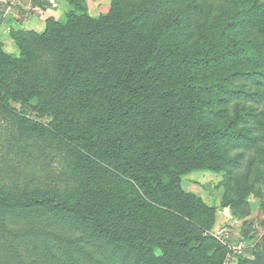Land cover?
I'll return each instance as SVG.
<instances>
[{"label": "trees", "instance_id": "16d2710c", "mask_svg": "<svg viewBox=\"0 0 264 264\" xmlns=\"http://www.w3.org/2000/svg\"><path fill=\"white\" fill-rule=\"evenodd\" d=\"M167 1L157 0L148 7L118 0L114 10L92 18L75 13L78 6H85L79 0L74 12H65L60 21L46 19L49 30L30 34L33 48L24 50L23 36L28 33H14L13 39L23 61L41 60L44 71L52 69V94L47 99L59 97L62 89L68 90L65 97L76 95L75 84L85 81L87 94L95 93L102 103L101 97L113 102L109 112L95 114L92 135L99 136L118 121L131 124L143 113L155 112L174 121L182 115L192 117L187 123L171 121L162 127L158 122L151 127L143 123L147 136L142 154L131 151L138 145L135 141L122 138L96 145L102 158L117 162L100 167L97 175L128 182L143 201L160 207L172 219L170 224L118 227L90 205L36 193L20 203L25 214L43 220L32 227L9 220L23 214L14 206L16 201L0 206V264H192L189 260L196 252L204 254L209 264L223 262L224 246L215 245L211 254L203 248L208 238L203 230L213 222L214 209L195 203V196L185 193L180 182L191 171L229 168L239 190L229 202L237 217L248 213L250 194L261 195L264 0H232L234 10L222 13L210 32L205 24L211 9L194 17L191 0L170 8ZM249 26L252 29L246 30ZM34 48L48 52L35 54ZM158 74L166 79L161 86L144 90V82ZM21 90L0 91V108L9 101L26 105L30 96ZM87 94L82 96L85 103ZM148 98L156 106L146 105ZM119 112L124 114L120 120ZM21 118L35 121L30 115ZM67 123L56 115L52 128L66 135ZM203 209L209 211L210 223L201 221L203 229H197L194 220L201 218Z\"/></svg>", "mask_w": 264, "mask_h": 264}, {"label": "rangeland", "instance_id": "374dc122", "mask_svg": "<svg viewBox=\"0 0 264 264\" xmlns=\"http://www.w3.org/2000/svg\"><path fill=\"white\" fill-rule=\"evenodd\" d=\"M114 1L118 0H84L85 6L83 8L78 6L79 10L75 13L94 18L114 10ZM119 1L121 3L130 1L131 5L143 2L152 7L157 0ZM179 1L184 0H168L165 6L170 8ZM231 1L191 0L193 7L190 13L195 17L198 13L204 15L211 9L207 18L210 27L205 24L210 32L216 28L212 27L214 22L218 26L222 13L234 10ZM74 4L80 5L79 0H0V62L4 63V66L0 67V91L5 88H12L15 91L22 89L23 93L30 96L26 105L9 101L4 109L0 108V206L5 201L7 203L16 201L14 206L19 207V211L23 213L22 216L9 218L16 226L32 227L43 221L25 214L28 213L25 212L27 209H21L20 206L26 199L35 197L36 193L46 198L69 199L70 204L90 205L95 211L110 217L118 227L133 226L139 229L152 223L168 226L169 220L172 219H169L160 207L143 201L128 182L123 179L112 181L116 177L104 178L97 175L100 167L117 165L116 161L109 162L102 158L97 146L102 142L108 143L122 138L128 142L135 141L133 143L138 145L131 147V151L142 154L146 149L147 136V129L143 128V123H149L151 127V124L158 122L162 127L163 124L169 125L174 121L173 118L169 119L166 116L167 120L163 121L164 116L158 113H143L135 116L131 124V120L124 124L118 121L115 127L100 133V138L98 132L92 135L95 114L98 111L109 112L113 102L101 97L102 103L95 93L87 94L90 92L87 91L88 84L85 81L75 84L77 94L80 96L76 94L69 95L73 96L70 98L65 97L68 90L60 91L58 88L60 96L47 99L52 94V69L44 71L41 68V60L35 59L31 63L23 61L21 49L14 42V33H28L23 36L24 50L33 48L34 44L29 43L30 34H41L49 30L50 24L45 23L46 19L54 18L60 21L65 12L69 10L74 12ZM155 9L154 7L151 13L148 12L147 20L152 17ZM245 29L252 28L249 26ZM34 51L35 54L48 52L40 49ZM40 73L44 74L38 77ZM165 80L164 75L158 74L157 77L145 81L143 88L152 92L151 90L160 87ZM84 93L91 102L83 101ZM145 103L149 107L155 105L153 98H148ZM133 114L134 110L129 116ZM28 115L35 117V121H24L21 118ZM56 115L68 122L67 126L65 125L69 130L66 135L62 130L57 132L52 128ZM122 117L124 114L119 112L117 119L120 120ZM191 119L190 116L182 115L174 122L187 123ZM62 129L65 131V128ZM233 175L234 172L229 168L218 171L199 169L182 176L180 185L185 193L195 196L197 201L195 203L214 209L213 222L203 230V235L208 237L203 241V248L207 249V254H211L215 245L223 246L215 232L226 227L232 233V240L240 238L247 240V248L239 260H245L244 264H264V179L259 184L261 195L250 194L246 199L248 213L242 212V215L237 217L232 213L229 203L239 193L234 187ZM17 195L23 196L18 199ZM200 217L194 220L197 229H203V226L198 224L201 221L210 223L207 209H203ZM72 233L79 235V232L74 230ZM155 253L161 254L158 249ZM202 255L204 256L199 252H196V257L191 254L189 261H193L192 264H209Z\"/></svg>", "mask_w": 264, "mask_h": 264}, {"label": "built area", "instance_id": "2783aa9c", "mask_svg": "<svg viewBox=\"0 0 264 264\" xmlns=\"http://www.w3.org/2000/svg\"><path fill=\"white\" fill-rule=\"evenodd\" d=\"M215 236L221 240L223 246L227 250L225 258L221 264H238L239 259L247 248V240L244 238L232 240V233L226 227L218 229L215 232Z\"/></svg>", "mask_w": 264, "mask_h": 264}]
</instances>
